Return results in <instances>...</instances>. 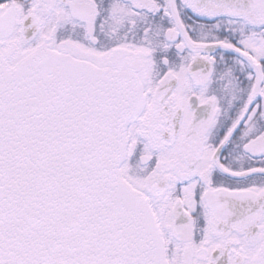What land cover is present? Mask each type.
Here are the masks:
<instances>
[{"label":"snow or ice","instance_id":"obj_1","mask_svg":"<svg viewBox=\"0 0 264 264\" xmlns=\"http://www.w3.org/2000/svg\"><path fill=\"white\" fill-rule=\"evenodd\" d=\"M0 264H264V0H0Z\"/></svg>","mask_w":264,"mask_h":264}]
</instances>
